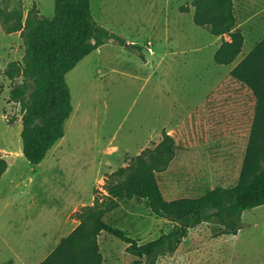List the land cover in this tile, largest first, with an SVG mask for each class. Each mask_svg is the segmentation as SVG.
I'll return each mask as SVG.
<instances>
[{
	"label": "rangeland",
	"instance_id": "obj_1",
	"mask_svg": "<svg viewBox=\"0 0 264 264\" xmlns=\"http://www.w3.org/2000/svg\"><path fill=\"white\" fill-rule=\"evenodd\" d=\"M192 2L90 0L94 21L123 43L107 40L65 75L73 112L64 136L38 165L23 157L21 110L9 99L11 87L22 80L17 69L25 47L20 32L6 33L0 20V156L7 163L0 178V264L39 263L64 235L72 214L91 205L95 196L106 195L105 177L166 134L174 141L175 156L156 178L167 201L236 184L249 135L231 131L224 136L220 122L210 116L227 114L235 124L243 108L252 122V93L230 71L264 36V0L250 10L238 8L242 21L248 11L255 14L262 8V15L254 17L262 29L250 38L244 26V45L230 65L214 62L216 50L228 40L194 24ZM0 7L21 16L23 24L32 10L45 18L54 15V0H0ZM106 221L139 243L171 227L135 198L122 201ZM219 231L210 223L191 229L158 264L262 262L264 205L242 213L237 234ZM98 242L102 264L138 261L126 252V243L107 232Z\"/></svg>",
	"mask_w": 264,
	"mask_h": 264
},
{
	"label": "trees",
	"instance_id": "obj_2",
	"mask_svg": "<svg viewBox=\"0 0 264 264\" xmlns=\"http://www.w3.org/2000/svg\"><path fill=\"white\" fill-rule=\"evenodd\" d=\"M192 6L196 26L214 37L230 38L216 50L214 62L232 64L244 43L232 0H193ZM0 20L6 33L20 32L25 47L23 65L17 69L22 80L11 87L9 99L21 110L23 157L38 165L64 136L65 122L73 112L65 75L107 40H123L94 21L90 0H54L53 17L45 18L32 10L24 24L21 16L0 7ZM230 76L246 86L254 100L249 138L235 185L218 186L196 198L167 201L156 178L175 156L174 141L166 134L158 144L142 150L105 177L106 195L95 196L92 205L72 214L78 225L39 264H102L98 242L102 232L126 243V252L138 259L136 264H158L162 256L177 250L191 229L203 223L218 225L219 235L237 234L242 213L264 205V37L233 67ZM14 77L9 74L10 79ZM6 169L7 163L0 156V178ZM132 198L144 200L156 217L171 224L170 229L139 243L111 227L106 216Z\"/></svg>",
	"mask_w": 264,
	"mask_h": 264
},
{
	"label": "crops",
	"instance_id": "obj_3",
	"mask_svg": "<svg viewBox=\"0 0 264 264\" xmlns=\"http://www.w3.org/2000/svg\"><path fill=\"white\" fill-rule=\"evenodd\" d=\"M257 0H232L233 4H234V9H235V15H236V19H237V25H238V28L241 29L242 31V34H243V38H244V42H245V39H246V35H245V31H244V26H248V29H249V34H250V38L254 35V33L260 31L262 29V24L261 26L259 27L258 24H256L254 22V17L258 14L262 15V8L260 9V11H258V13H251V11H248V18L246 19V21H242V17L240 16L239 14V10L238 8L241 10L245 9L246 10H250V7L253 6V4L256 3ZM264 11V10H263ZM256 30V31H255ZM214 37V36H213ZM224 37L229 40V37L224 35ZM264 37V36H263ZM262 36L258 39V41L256 43H258L262 38ZM217 38V37H216ZM255 43V44H256ZM255 44L253 45V47L255 46ZM244 45V43H243ZM252 47V48H253ZM251 48V49H252ZM250 49V50H251ZM249 50V51H250ZM248 51V52H249ZM247 52V53H248ZM246 53V54H247ZM245 54V55H246ZM244 55V56H245ZM245 113V109L242 108V115L240 116L239 119L235 120L236 123L234 124L233 123V116H229V115H224L222 116L221 114H211L210 116V120L211 121H219L220 124H218L217 126L220 127L222 131H225L224 133H222L224 136H228V135H231V133H228V132H231V131H235L234 135L235 136H243L245 134L249 135L250 133V122H251V117L248 115V113L246 114V117L243 115ZM7 171V170H6ZM92 203V202H91ZM90 205V204H89ZM92 205V204H91ZM86 206V205H85ZM82 207V206H81ZM79 209V208H78ZM77 209V210H78ZM70 226L68 227V229H66V231L62 234L63 236H59L55 241H53V243H56V245L54 246V248L57 246V244L59 243V241L67 236L77 225H78V221L73 217L71 218V222H69ZM53 248V249H54ZM52 249V250H53ZM50 250V252L52 251ZM46 253V255L40 259L39 263L50 253ZM37 263V264H39ZM260 264H264V251H262V262Z\"/></svg>",
	"mask_w": 264,
	"mask_h": 264
}]
</instances>
